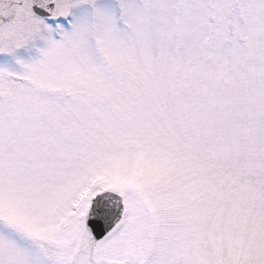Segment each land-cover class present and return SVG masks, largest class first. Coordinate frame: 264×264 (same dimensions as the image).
<instances>
[{
	"label": "snow or ice",
	"instance_id": "6c2138e0",
	"mask_svg": "<svg viewBox=\"0 0 264 264\" xmlns=\"http://www.w3.org/2000/svg\"><path fill=\"white\" fill-rule=\"evenodd\" d=\"M0 264H264V0H0Z\"/></svg>",
	"mask_w": 264,
	"mask_h": 264
}]
</instances>
